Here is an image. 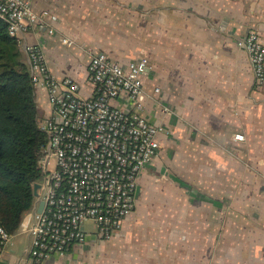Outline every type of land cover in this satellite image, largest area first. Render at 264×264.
Returning <instances> with one entry per match:
<instances>
[{
    "label": "crops",
    "instance_id": "obj_1",
    "mask_svg": "<svg viewBox=\"0 0 264 264\" xmlns=\"http://www.w3.org/2000/svg\"><path fill=\"white\" fill-rule=\"evenodd\" d=\"M33 3L58 16L56 30H30L24 42L41 44L53 73L82 82L84 94L93 53L123 63L146 56L144 88L160 91L143 98V112L168 131L141 172L134 212L111 238L90 235L39 261L23 251L27 221L18 230L26 238L13 234L0 264H264V82L237 44L251 31L264 43V0ZM36 94L41 118L50 106Z\"/></svg>",
    "mask_w": 264,
    "mask_h": 264
},
{
    "label": "built area",
    "instance_id": "obj_2",
    "mask_svg": "<svg viewBox=\"0 0 264 264\" xmlns=\"http://www.w3.org/2000/svg\"><path fill=\"white\" fill-rule=\"evenodd\" d=\"M0 17L23 46L34 87L45 92L50 106L39 123L48 136L38 161L40 189L23 220L29 221L28 255L40 261L66 254L90 235L100 241L111 238L134 212L141 172L158 155L160 135L168 131L143 112V98L160 91L158 86L152 93L144 88L148 58L123 63L106 52L93 53L87 65L89 93L84 94L82 82L53 73L41 44L23 40L34 29L54 33L55 13L36 9L33 0H0ZM61 42L75 43L67 36ZM237 44L248 52L256 83L261 85L264 43L260 34L251 31ZM121 97L130 105L116 104ZM235 137L245 138L241 132ZM88 219L94 222L92 232L86 229ZM11 239L12 234L0 224V257Z\"/></svg>",
    "mask_w": 264,
    "mask_h": 264
},
{
    "label": "trees",
    "instance_id": "obj_3",
    "mask_svg": "<svg viewBox=\"0 0 264 264\" xmlns=\"http://www.w3.org/2000/svg\"><path fill=\"white\" fill-rule=\"evenodd\" d=\"M39 123L29 64L0 17V224L12 235L33 205L42 174L38 161L48 136Z\"/></svg>",
    "mask_w": 264,
    "mask_h": 264
},
{
    "label": "rangeland",
    "instance_id": "obj_4",
    "mask_svg": "<svg viewBox=\"0 0 264 264\" xmlns=\"http://www.w3.org/2000/svg\"><path fill=\"white\" fill-rule=\"evenodd\" d=\"M51 167V166H50ZM30 210L25 214V216H24V220H26V218H27V216L30 214ZM85 225H86V229H87V231L88 232H92V231H94L95 230V226H94V222H93V220L92 219H88V220H86V222H85ZM18 232V234H16V236H15V240H19V241H21L22 239H24V238H26V234H24V233H22L23 231H17ZM16 232V233H17ZM19 232H21V233H19ZM24 243H21V246L23 245ZM23 251L26 253L27 252V254H28V251H27V247L25 248V249H23Z\"/></svg>",
    "mask_w": 264,
    "mask_h": 264
},
{
    "label": "water",
    "instance_id": "obj_5",
    "mask_svg": "<svg viewBox=\"0 0 264 264\" xmlns=\"http://www.w3.org/2000/svg\"><path fill=\"white\" fill-rule=\"evenodd\" d=\"M39 189H40V184L38 182H36L34 184V194L37 195L39 193ZM42 206H43V201L40 202V205H39V210L42 209Z\"/></svg>",
    "mask_w": 264,
    "mask_h": 264
}]
</instances>
